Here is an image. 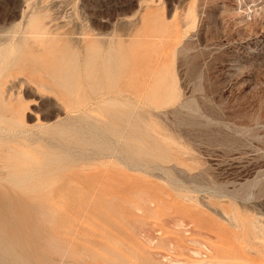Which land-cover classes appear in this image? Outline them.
Instances as JSON below:
<instances>
[{"label": "rangeland", "instance_id": "1", "mask_svg": "<svg viewBox=\"0 0 264 264\" xmlns=\"http://www.w3.org/2000/svg\"><path fill=\"white\" fill-rule=\"evenodd\" d=\"M0 92L5 264H264V0H0Z\"/></svg>", "mask_w": 264, "mask_h": 264}, {"label": "bare ground", "instance_id": "2", "mask_svg": "<svg viewBox=\"0 0 264 264\" xmlns=\"http://www.w3.org/2000/svg\"><path fill=\"white\" fill-rule=\"evenodd\" d=\"M23 36V35H22ZM44 87V86H43ZM64 87V86H63ZM1 92H2V90H1ZM0 92V93H1ZM2 94H3V92H2ZM1 98H3L2 97V95H1ZM1 102V101H0ZM5 103V102H4ZM1 104H3V102L1 103ZM6 104V103H5ZM2 106V105H1ZM1 108V107H0ZM4 108H5V106H4ZM0 110H3L2 108L0 109ZM4 132V131H3ZM18 134V133H17ZM9 138V137H8ZM9 150H11V149H9V148H3V149H0V155H2L3 156V154H7V152L9 151ZM14 151V150H13ZM8 158V157H7ZM2 174V173H1ZM5 174V173H4ZM2 177H3V174H2ZM4 204V205H3ZM3 204H1V206L0 207H2V205L3 206H5L6 204H5V202L3 201ZM9 204V203H8ZM8 204L6 205V206H8ZM7 208H9V210H10V206H8ZM32 226V225H31ZM3 237H2V235H1V233H0V239H2ZM33 238V237H32ZM35 238V237H34ZM3 240V239H2ZM10 241V240H9ZM12 241V240H11ZM19 241H20V239H19ZM1 242V241H0ZM28 242H29V240H28ZM2 244H3V252L5 253V254H8L9 253V251H10V245L8 244V243H6L5 241L4 242H1ZM14 244H16V243H14ZM17 245V244H16ZM16 247V246H15ZM22 248V247H21ZM23 248H25V247H23ZM23 248H22V250H20V252L21 253H25L26 251H23ZM42 248V247H41ZM40 248V249H41ZM27 249V248H26ZM49 249V248H48ZM51 249V248H50ZM42 250V249H41ZM41 250H40V252H41ZM18 251V250H17ZM33 251V250H32ZM38 251H39V249H38ZM53 251V250H52ZM19 252V253H20ZM34 252V251H33ZM32 252V253H33ZM42 252H44V251H42ZM41 252V253H42ZM31 253V254H32ZM45 253V252H44ZM43 253V254H44ZM82 253H84V252H82ZM46 254H48V253H46ZM46 254H44L45 256H46ZM20 255V254H19ZM25 255H26V253H25ZM24 254H21V256H25ZM32 255H35L34 253L32 254ZM55 255V254H54ZM36 256V255H35ZM57 256V255H56ZM22 257V258H23ZM44 257V256H43ZM51 257H54L53 255H51ZM26 258V257H25ZM24 259V258H23ZM45 259H46V257H45ZM51 259V258H50ZM49 259V260H50ZM64 259V258H63ZM91 258H89V257H87V256H81V259H80V262H78L79 264H89L88 263V260H90ZM28 260V259H27ZM29 260H30V258H29ZM28 260V261H29ZM55 260H56V258H55ZM58 261V260H57ZM60 261V260H59ZM77 261H79V259L77 260ZM0 262H1V264L3 263V264H5V260L4 259H0ZM31 263L30 264H32V261H30ZM55 262V261H54ZM61 262V261H60ZM65 263V262H64ZM70 263V262H69ZM68 263V264H69ZM75 263V262H74ZM59 264V263H58ZM67 264V263H66Z\"/></svg>", "mask_w": 264, "mask_h": 264}]
</instances>
